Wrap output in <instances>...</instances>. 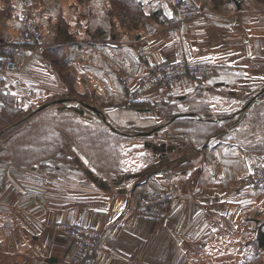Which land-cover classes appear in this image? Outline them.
<instances>
[{
	"label": "crops",
	"instance_id": "0c3cea01",
	"mask_svg": "<svg viewBox=\"0 0 264 264\" xmlns=\"http://www.w3.org/2000/svg\"><path fill=\"white\" fill-rule=\"evenodd\" d=\"M190 1L200 12L172 26L171 0H33L42 38L0 73V264H72L54 227L68 222L104 233L94 264H264V190L241 184L264 152V0ZM20 2L0 0V47L18 40ZM139 48L217 72L129 103ZM64 96L100 117L71 119L52 104ZM24 111L46 122L24 128ZM156 190L176 196L166 227L133 211Z\"/></svg>",
	"mask_w": 264,
	"mask_h": 264
},
{
	"label": "built area",
	"instance_id": "2783aa9c",
	"mask_svg": "<svg viewBox=\"0 0 264 264\" xmlns=\"http://www.w3.org/2000/svg\"><path fill=\"white\" fill-rule=\"evenodd\" d=\"M172 14L168 23L172 26L183 25L185 21L200 12V8L190 0H171ZM32 0H21L19 5V33L16 42H5L0 47V73H14L19 71L20 61L25 59L27 46H36L42 38L40 28L30 14ZM141 63L146 65L144 72L136 76L123 77L122 83L126 87L125 99L129 103L137 102L147 91L153 88L167 90L182 76H189L201 80H208L217 72L213 63L190 61H161L149 64L142 48L138 49ZM133 82V83H132ZM256 170L246 174L241 184L252 191L264 190V152L254 156ZM165 173V172H164ZM157 173L156 176L164 174ZM3 182L0 180V188ZM176 198L173 192L146 191L132 195L133 211L137 217L166 227L170 222L168 209ZM55 229L65 234L71 241L73 253L72 264H94L97 251L104 238V233L78 223H57Z\"/></svg>",
	"mask_w": 264,
	"mask_h": 264
},
{
	"label": "rangeland",
	"instance_id": "374dc122",
	"mask_svg": "<svg viewBox=\"0 0 264 264\" xmlns=\"http://www.w3.org/2000/svg\"><path fill=\"white\" fill-rule=\"evenodd\" d=\"M32 4H33V0H32ZM20 5V4H19ZM19 7V6H18ZM31 8H32V6H31ZM17 11H19V8H18V10ZM30 14H31V9H30ZM32 18H33V15H32ZM33 20H34V18H33ZM35 22V21H34ZM37 25V24H36ZM39 28V27H38ZM52 104H54L53 106H65V105H67V106H69V109H70V118L71 119H78V118H80L77 114V112L76 111H74V112H72L73 110V108H81L82 107V104H81V102L80 101H77L76 99H74L73 97H69V96H64V97H60V98H57V100H53V103ZM86 113H87V115H89V116H84V117H87V118H89V117H100V115H98L96 112H92V111H90V110H86L85 111ZM97 114V115H96ZM33 116V115H32ZM32 116H30L29 117V114L28 113H26V111H24V113L22 114V117L24 118L23 119V126H24V128L26 127L27 128V126H29L30 124H33V125H36V123H45L46 122V117H45V114H43L42 116H39V118H35L34 120L32 119L33 117ZM81 116H83V115H81ZM53 117V116H52ZM6 118H8L7 119V122H8V124L10 123V122H13L11 119H12V117H6ZM17 118V117H16ZM17 120H18V118H17ZM33 122V123H32ZM30 126H32V125H30ZM29 128V127H28ZM37 134L38 133H46V131L45 132H43V131H39L38 130V132H36ZM14 133L12 132V131H8V132H6V136L8 137L9 135H13ZM36 134V135H37ZM25 137H24V140L25 141H31V139H32V132L31 131H28L27 133H25V135H24ZM41 137H42V134H41ZM155 141V138H154V140H153V142ZM151 145L152 146V148H154V145L153 144H151V143H149L148 142V145ZM31 151H32V149H31ZM31 151H28V152H24V153H28V154H31L32 152ZM156 224V223H155ZM258 229V228H257Z\"/></svg>",
	"mask_w": 264,
	"mask_h": 264
},
{
	"label": "water",
	"instance_id": "95a60500",
	"mask_svg": "<svg viewBox=\"0 0 264 264\" xmlns=\"http://www.w3.org/2000/svg\"><path fill=\"white\" fill-rule=\"evenodd\" d=\"M81 104H82L81 108L80 107L79 108H73V110L76 111L78 114H80V113L83 114V113H85L86 110H90L92 112H98L95 107H92V106H90L88 104H85V103H81ZM45 107H46V105L45 106H41V107L37 108V111L41 110V109H43ZM161 150L162 151L165 150V144L161 145Z\"/></svg>",
	"mask_w": 264,
	"mask_h": 264
},
{
	"label": "trees",
	"instance_id": "16d2710c",
	"mask_svg": "<svg viewBox=\"0 0 264 264\" xmlns=\"http://www.w3.org/2000/svg\"><path fill=\"white\" fill-rule=\"evenodd\" d=\"M136 102H133V104ZM132 104V105H133ZM134 106V105H133ZM257 235L255 241L259 248L264 247V221L257 227Z\"/></svg>",
	"mask_w": 264,
	"mask_h": 264
}]
</instances>
